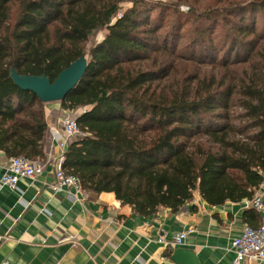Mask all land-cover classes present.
<instances>
[{
  "label": "trees",
  "instance_id": "trees-1",
  "mask_svg": "<svg viewBox=\"0 0 264 264\" xmlns=\"http://www.w3.org/2000/svg\"><path fill=\"white\" fill-rule=\"evenodd\" d=\"M258 11L264 0H0V151L42 158L48 132V102L10 67L54 81L84 55L85 75L60 101L89 108L76 116L85 135L68 145L65 173L143 216L196 193L212 205L252 199L264 181Z\"/></svg>",
  "mask_w": 264,
  "mask_h": 264
},
{
  "label": "crops",
  "instance_id": "crops-1",
  "mask_svg": "<svg viewBox=\"0 0 264 264\" xmlns=\"http://www.w3.org/2000/svg\"><path fill=\"white\" fill-rule=\"evenodd\" d=\"M45 112L44 172L21 178L16 189L0 187V264H234L232 239L262 223L251 199L212 205L196 193L178 211L163 207L143 216L114 192L74 186L55 192L50 185L70 144L62 147L68 110L52 101ZM9 158L0 151V179ZM183 231H189L184 243L171 245Z\"/></svg>",
  "mask_w": 264,
  "mask_h": 264
},
{
  "label": "built area",
  "instance_id": "built-area-1",
  "mask_svg": "<svg viewBox=\"0 0 264 264\" xmlns=\"http://www.w3.org/2000/svg\"><path fill=\"white\" fill-rule=\"evenodd\" d=\"M62 129L65 136V142L62 143V147H66L72 139L85 135L77 119L72 114H67L62 118ZM62 161L57 166L55 179L50 185L51 188L55 192H59L67 186H74L77 189H81L80 178L65 173L62 168ZM46 165L47 161L43 158L32 160L23 155L12 156L9 158L7 168L0 179V187L8 186L16 189L21 178L36 179L40 177ZM251 205L261 213L262 223L258 227L246 225L241 235L232 239L231 247L235 252L234 264H242L245 260L260 264L264 262V195H255L251 199ZM188 232L183 231L174 234L169 243L171 245H182Z\"/></svg>",
  "mask_w": 264,
  "mask_h": 264
},
{
  "label": "water",
  "instance_id": "water-1",
  "mask_svg": "<svg viewBox=\"0 0 264 264\" xmlns=\"http://www.w3.org/2000/svg\"><path fill=\"white\" fill-rule=\"evenodd\" d=\"M88 68V60L82 55L63 69L52 81L46 74H22L14 66L10 67V76L14 83L23 89L34 91L42 101L63 100L83 78Z\"/></svg>",
  "mask_w": 264,
  "mask_h": 264
},
{
  "label": "rangeland",
  "instance_id": "rangeland-1",
  "mask_svg": "<svg viewBox=\"0 0 264 264\" xmlns=\"http://www.w3.org/2000/svg\"><path fill=\"white\" fill-rule=\"evenodd\" d=\"M153 1H156V2H157V1H164V2H165V1H171V0H153ZM211 1H212V2H215V0H211ZM227 1H228L229 3H234V2H236V1H242V0H227ZM128 6H130V3H125V4L123 5V8L119 10V12L117 13V15L115 16V18H114L113 20L115 21L116 19L121 18V17H122V14H123V11H124L125 9H127ZM181 8H182V10H187V7H186L185 5H182ZM160 11H161V9H160L159 11H157V12L160 13ZM157 12H155V14H156ZM161 12H162V11H161ZM163 12H165V11L163 10ZM246 15H247V14H246ZM253 15H254V14H253ZM263 15H264V11H258V12L255 13V16H256L258 19H262ZM247 16H248V15H247ZM259 27H260V26H259ZM106 33H107V29L104 28V29L100 30L98 33H96V35L91 36L90 39H89V41H88V43H87V48L89 49L90 46H92L94 43L96 44V43L99 42L101 39H103V37L106 35ZM88 109H89L88 106H82V107H79L78 109H76V110H74V111H72V110H68V112H66L65 115H67V114H72V115L76 118V116H77L78 114H80V113H84V112H86ZM65 115H64V116H65ZM204 138L206 139V137H204Z\"/></svg>",
  "mask_w": 264,
  "mask_h": 264
}]
</instances>
